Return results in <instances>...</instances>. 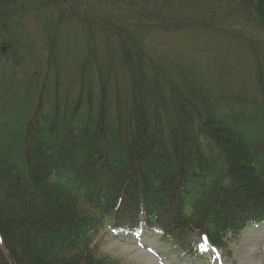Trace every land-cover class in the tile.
Wrapping results in <instances>:
<instances>
[{
    "label": "trees",
    "instance_id": "16d2710c",
    "mask_svg": "<svg viewBox=\"0 0 264 264\" xmlns=\"http://www.w3.org/2000/svg\"><path fill=\"white\" fill-rule=\"evenodd\" d=\"M184 24L239 50L187 62L145 45L191 47ZM64 32L85 47L65 85ZM0 63V264H119L107 231L223 248L264 222V0H0ZM234 67L225 89L213 77Z\"/></svg>",
    "mask_w": 264,
    "mask_h": 264
},
{
    "label": "rangeland",
    "instance_id": "374dc122",
    "mask_svg": "<svg viewBox=\"0 0 264 264\" xmlns=\"http://www.w3.org/2000/svg\"><path fill=\"white\" fill-rule=\"evenodd\" d=\"M44 17V15H28L26 18L28 29L26 27L27 30H22L23 34L22 32H20V34L24 35V33L26 34L27 32L32 39L34 37L36 41H38V38H42V24H44ZM185 25L186 24L183 25L184 29H181V33L187 35L185 41H188L192 36L189 35L190 32L186 29L188 25ZM76 32L78 33V30ZM221 33L226 35L223 30H221ZM25 36L27 37V35ZM179 36L183 37V34L172 35L167 33H155V36L145 38L144 42L146 46L155 45V48L159 49L171 47L172 50L178 51L180 56L183 55L187 62H190L191 58L193 59L194 56L195 58L199 57V55L195 53L201 48L205 55H207L206 52L208 53L206 57L210 56V51L216 53V55L230 56V54L239 50L235 45L229 43V41H225L219 34H215L213 37H210V35H203V38L201 36L199 39L192 38L194 39L193 43L195 45L193 44L191 47L188 43L181 42ZM24 40L23 37V41ZM57 41L60 48L59 50L62 51L60 53V61L62 65L66 66L64 67L65 70H62V83L65 85L76 79L75 70L74 72H67L71 67L73 68V64L71 67L67 65L75 60L77 54L81 56L84 54V41L81 43L80 38L76 36V34H69L68 32H64V35H61L60 38L58 37ZM220 46V50L215 49V47ZM37 49L40 51V48H36V50ZM235 61V58L232 56L231 63H235ZM244 64L245 63L242 60L240 64L242 68L246 67ZM1 67L2 65L0 63V71L2 69ZM240 69H238V67L232 69V73L235 76L234 78L230 79L229 77H225L220 80L215 76L213 78L218 83L220 82L219 85L222 87L226 86L225 89H228L227 87L231 85L233 81H238L237 79L239 78V75L236 74H238ZM51 80H53V76L50 75L47 78V83H50ZM11 86L12 85H9V87ZM35 97H37V94L34 95V98ZM193 238L195 243L199 246L200 251L206 253V248L203 242L196 236ZM99 244L100 251L108 255L110 258L117 260L119 264H210L209 261L206 260L208 259L207 256L202 257V255H200L199 257H191V252L183 253L180 247H176L169 241L166 242L160 238L159 235L157 236L151 232H145L144 234L136 236L131 234L118 236L111 231H107V233L99 239ZM211 252L212 255L220 261V264H264V224L257 227H251L237 235L225 250H211Z\"/></svg>",
    "mask_w": 264,
    "mask_h": 264
}]
</instances>
